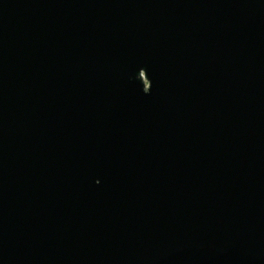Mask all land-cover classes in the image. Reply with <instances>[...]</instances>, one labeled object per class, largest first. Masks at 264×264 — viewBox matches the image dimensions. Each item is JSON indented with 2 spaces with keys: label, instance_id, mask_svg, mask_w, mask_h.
Returning <instances> with one entry per match:
<instances>
[{
  "label": "water",
  "instance_id": "obj_1",
  "mask_svg": "<svg viewBox=\"0 0 264 264\" xmlns=\"http://www.w3.org/2000/svg\"><path fill=\"white\" fill-rule=\"evenodd\" d=\"M0 264H264V0H0Z\"/></svg>",
  "mask_w": 264,
  "mask_h": 264
},
{
  "label": "rangeland",
  "instance_id": "obj_2",
  "mask_svg": "<svg viewBox=\"0 0 264 264\" xmlns=\"http://www.w3.org/2000/svg\"><path fill=\"white\" fill-rule=\"evenodd\" d=\"M141 79H142L143 84H144V85H147V80H146V78L144 77V75L141 76Z\"/></svg>",
  "mask_w": 264,
  "mask_h": 264
}]
</instances>
